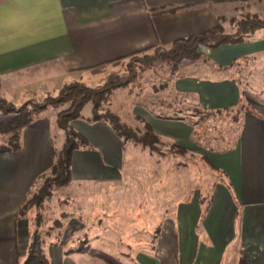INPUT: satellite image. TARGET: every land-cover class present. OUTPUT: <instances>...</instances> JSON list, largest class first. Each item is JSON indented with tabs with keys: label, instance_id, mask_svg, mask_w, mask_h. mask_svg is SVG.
I'll use <instances>...</instances> for the list:
<instances>
[{
	"label": "crops",
	"instance_id": "obj_1",
	"mask_svg": "<svg viewBox=\"0 0 264 264\" xmlns=\"http://www.w3.org/2000/svg\"><path fill=\"white\" fill-rule=\"evenodd\" d=\"M249 1L259 0H0V79L19 76L6 90L21 97L56 95L75 82L95 87L116 63L213 33L227 5ZM182 65L189 71L168 82L181 101L179 115L169 101L134 113L162 141L193 150L194 108L226 111L247 102L235 144L210 152L221 177L211 196L187 188L170 214L135 221L129 238L97 234L93 221L84 225V236L76 226L69 232L67 225L65 233L58 228L53 238H42L51 264H264V29L243 42L200 46L198 57ZM163 107L171 113L163 115ZM92 110L71 122L91 145L73 152L71 183L119 184L127 146L146 147L117 135L106 120L90 122ZM58 114L43 111L24 128L22 149L0 154V264L27 256L32 225L17 213L54 164ZM8 117L0 113V122ZM157 156L151 177L189 173L183 163L180 171L173 167L183 153Z\"/></svg>",
	"mask_w": 264,
	"mask_h": 264
},
{
	"label": "rangeland",
	"instance_id": "obj_2",
	"mask_svg": "<svg viewBox=\"0 0 264 264\" xmlns=\"http://www.w3.org/2000/svg\"><path fill=\"white\" fill-rule=\"evenodd\" d=\"M250 16H257L264 20V0L227 5L220 18L219 27L213 33H208L210 41L214 42L228 35L236 34L242 28L241 21ZM156 56L155 50H151L120 61L111 66L107 73L108 77L104 81L92 83L95 86L93 88H102L109 83L123 84L111 90L108 99L100 104L99 113L107 117H116L120 126L127 130V135L131 136L130 140L141 144L146 149L135 148L133 144L127 146L125 176L119 184L96 186L90 183H71L70 181L67 185L56 188L40 206L30 204V207H33H29L27 214L31 217L32 229L40 234L41 239L53 238L51 234L56 235L58 228H61V232L64 231V233L68 228L70 232L74 226L79 227L78 236H84V232H86L84 225L88 226L92 221L95 223L93 229L97 234L102 232L112 240L129 238L136 226L134 225L135 221L140 218L148 219L150 215L152 218L156 216L157 219H160L162 214H170L177 202L185 197L187 188L190 192L200 190L207 199L211 196L221 177L210 161V152L228 149L235 144L239 133L240 118L242 113L247 110L237 107L234 110L217 112L194 108L192 112L196 114L197 120L195 121L198 123L193 150L172 146L170 143L162 141V138L154 131L155 136L150 134L144 123L137 120L140 118L135 116L134 110L144 105L151 106L152 103H157L156 106H158L160 103L166 104L169 101L174 103L173 113L175 112V116H178L177 109H181L182 104L177 96L170 93L171 88L168 82L174 75L189 71L182 65L183 61L194 59L184 58L172 61L162 59L165 57L164 54H161L159 58ZM18 78L19 76L8 80L0 79V99L14 104L16 107L30 105L29 107L33 108L34 104L39 105L48 98H54L59 94L49 93L42 95L41 98L29 94L25 97H21L20 94L11 95L6 90L7 83L13 86L12 84ZM81 84L89 85V83ZM244 103L248 105L247 102ZM91 107L93 108V104L87 103L81 116H87ZM163 108L161 111L163 115L171 113L170 107ZM48 109L51 113L56 114L63 111L65 106H48L35 113L33 120ZM153 109H159V107ZM12 118L13 115H10L7 119ZM52 122L54 123L52 132L55 154L60 155L67 136L65 131L59 127L57 120ZM141 140H146L150 146L144 145ZM4 145H7V141L0 136V147ZM150 150L162 156L165 153H171L174 156L183 153V158L175 160L173 167L175 171H180V166L183 163L184 166H188L189 173H172L173 175L167 173L166 178L164 177L165 173H160L162 179H157L156 174L151 177V170L157 168L155 158L158 156ZM164 158L162 159L164 160ZM159 165L162 169L163 162H160ZM171 175L172 177H170ZM155 181H162L165 184L157 187ZM44 184L45 180L41 179L33 193L38 192ZM153 187L159 189V192L157 190L155 192ZM94 231L90 230V234H94Z\"/></svg>",
	"mask_w": 264,
	"mask_h": 264
},
{
	"label": "trees",
	"instance_id": "obj_3",
	"mask_svg": "<svg viewBox=\"0 0 264 264\" xmlns=\"http://www.w3.org/2000/svg\"><path fill=\"white\" fill-rule=\"evenodd\" d=\"M241 23L242 28L236 34L228 35L214 42L210 41L208 33H198L188 38L177 40L169 49L157 47L154 49L156 57L159 58L161 54H164L165 57L162 59L172 61H179L184 58H196L198 57V48L200 46L215 48L227 43L243 42L247 35L252 34L258 29H264V20L257 16H250L241 21ZM145 51H148V49L139 53ZM122 85L109 83L102 88H93L81 83H72L63 87L58 96L48 98L39 105L34 104L33 108H30V105L16 107L14 104L0 99V113L7 116L13 115L12 119L0 122V136L7 141V145L0 147V154L22 149L23 130L32 124L35 113L44 110L48 106H65V109L58 114L57 118L59 127L65 131L67 136L64 149L60 155L55 154V161L49 174L41 177V179L45 180V184L40 187L38 192L33 193V190L29 193L17 213V218L24 216L32 223L31 217L27 214V211L33 207H30V204L40 206L45 199L51 196L56 188L65 186L71 181L73 152L80 148H91L88 140L71 126L72 121L81 118L82 110L87 103L93 104L92 115L88 119L90 122L106 120L111 124L117 135L125 139L131 138V136L127 135V130L120 126L116 117H107L99 113L100 104L102 101L108 99L111 90ZM240 107L247 111L250 110L244 102L238 106V108ZM146 127L147 131L155 136L151 127L148 125ZM141 142L144 145L150 146V143L146 140H141ZM17 264H51L43 250V240L36 230H31L27 256L24 260H19Z\"/></svg>",
	"mask_w": 264,
	"mask_h": 264
}]
</instances>
